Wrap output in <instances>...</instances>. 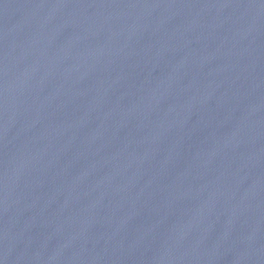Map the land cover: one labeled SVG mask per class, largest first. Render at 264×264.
I'll list each match as a JSON object with an SVG mask.
<instances>
[{"label": "water", "instance_id": "obj_1", "mask_svg": "<svg viewBox=\"0 0 264 264\" xmlns=\"http://www.w3.org/2000/svg\"><path fill=\"white\" fill-rule=\"evenodd\" d=\"M0 264H264V0H0Z\"/></svg>", "mask_w": 264, "mask_h": 264}]
</instances>
